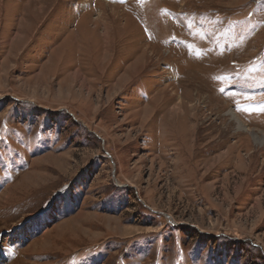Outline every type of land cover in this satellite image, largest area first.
I'll list each match as a JSON object with an SVG mask.
<instances>
[{"label":"rangeland","instance_id":"rangeland-1","mask_svg":"<svg viewBox=\"0 0 264 264\" xmlns=\"http://www.w3.org/2000/svg\"><path fill=\"white\" fill-rule=\"evenodd\" d=\"M262 109L264 0H0V264H264Z\"/></svg>","mask_w":264,"mask_h":264},{"label":"bare ground","instance_id":"bare-ground-1","mask_svg":"<svg viewBox=\"0 0 264 264\" xmlns=\"http://www.w3.org/2000/svg\"><path fill=\"white\" fill-rule=\"evenodd\" d=\"M200 114V113H199ZM229 115V114H228ZM230 115L233 119V121L236 123L237 125V129L240 130V131H243V129L246 127L242 121H240V119L233 113V112H230ZM249 133V132H248ZM259 136V135H258ZM256 135L253 136V139L255 141L258 142V145H263L264 146V140L261 138V137H258ZM258 157V156H257Z\"/></svg>","mask_w":264,"mask_h":264},{"label":"snow or ice","instance_id":"snow-or-ice-1","mask_svg":"<svg viewBox=\"0 0 264 264\" xmlns=\"http://www.w3.org/2000/svg\"><path fill=\"white\" fill-rule=\"evenodd\" d=\"M262 110H264V109H262Z\"/></svg>","mask_w":264,"mask_h":264}]
</instances>
